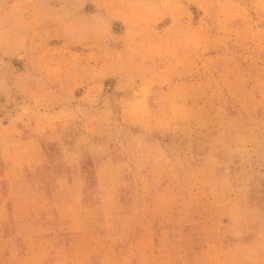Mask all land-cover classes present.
Returning <instances> with one entry per match:
<instances>
[{
  "label": "rangeland",
  "instance_id": "rangeland-1",
  "mask_svg": "<svg viewBox=\"0 0 264 264\" xmlns=\"http://www.w3.org/2000/svg\"><path fill=\"white\" fill-rule=\"evenodd\" d=\"M0 217V264L264 260V0H0Z\"/></svg>",
  "mask_w": 264,
  "mask_h": 264
},
{
  "label": "crops",
  "instance_id": "crops-1",
  "mask_svg": "<svg viewBox=\"0 0 264 264\" xmlns=\"http://www.w3.org/2000/svg\"><path fill=\"white\" fill-rule=\"evenodd\" d=\"M13 202H15V204H14V206H15V208L14 209H12V213H11V218L13 219V220H16L18 217H17V209L19 210V204H20V202H19V199H15V201H13ZM23 204L27 207V208H29V206L25 203V202H23ZM12 206H13V204H12ZM17 208V209H16ZM0 220H1V217H0ZM6 227L5 226H1L0 227V235H2V234H5V233H7L8 232V230H6L5 229ZM8 229V228H7ZM1 240L4 242V237L2 238L1 236H0V243L1 244H3V242H1ZM255 244H257V243H255ZM254 244V245H255ZM259 246V245H258ZM235 248V247H234ZM233 249V248H232ZM234 250H236V248L234 249ZM3 251H5V250H3ZM226 264H264V260L263 259H260L259 261H226Z\"/></svg>",
  "mask_w": 264,
  "mask_h": 264
}]
</instances>
